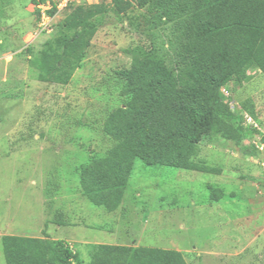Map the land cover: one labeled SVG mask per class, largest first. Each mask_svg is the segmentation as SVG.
<instances>
[{"label":"rangeland","instance_id":"obj_1","mask_svg":"<svg viewBox=\"0 0 264 264\" xmlns=\"http://www.w3.org/2000/svg\"><path fill=\"white\" fill-rule=\"evenodd\" d=\"M125 1L128 10L106 16L80 68L60 86L38 80V57L74 7L38 40L31 0H0V264L1 237L12 232L67 240L83 264L98 244L175 250L187 264H264V158L256 135L239 147L214 135L201 139L199 159L221 168V175L136 160L114 211L83 196V168L113 145L102 133L103 121L125 104L116 72L155 52L178 85L189 84L187 69L168 55L170 24L157 19L160 10L152 5L159 0ZM99 2L109 0L87 3ZM249 74L243 85L225 86L220 103L241 125L242 116H250L251 127L264 135V77ZM246 101L252 114L242 109ZM251 147L258 153L245 154ZM215 189L223 197L209 203ZM56 219L64 226L48 228Z\"/></svg>","mask_w":264,"mask_h":264},{"label":"trees","instance_id":"obj_2","mask_svg":"<svg viewBox=\"0 0 264 264\" xmlns=\"http://www.w3.org/2000/svg\"><path fill=\"white\" fill-rule=\"evenodd\" d=\"M152 5L160 10L157 19L170 24L168 55L187 69L189 84L178 85L165 57L155 52L116 72L123 82L120 96L125 104L112 110L102 124V133L113 145L104 156L89 161L79 176L85 199L108 212L120 204L136 160L147 166L221 175V168L199 159L205 136H218L239 147L256 135L264 158V135L241 125L220 103L221 90L232 82L238 86L248 82L249 71L264 77V0H159ZM128 8L125 0H109L75 6L66 13L39 53L38 80L67 85L106 16L123 15ZM147 13L152 15V10ZM252 108L248 101L242 106L249 114ZM250 151L245 154L258 153L254 147ZM222 197L221 190H211L209 203ZM54 223L64 226L60 219ZM1 250L5 264H83L62 240L5 235ZM89 264L187 263L175 250L98 244Z\"/></svg>","mask_w":264,"mask_h":264},{"label":"built area","instance_id":"obj_3","mask_svg":"<svg viewBox=\"0 0 264 264\" xmlns=\"http://www.w3.org/2000/svg\"><path fill=\"white\" fill-rule=\"evenodd\" d=\"M87 2L89 3V0H31V7L38 21L33 38L41 40V38L50 34L52 28L56 25L55 20L58 19L63 11ZM51 11H53V14L50 15ZM242 119L244 126L251 127L250 116L244 114Z\"/></svg>","mask_w":264,"mask_h":264},{"label":"crops","instance_id":"obj_4","mask_svg":"<svg viewBox=\"0 0 264 264\" xmlns=\"http://www.w3.org/2000/svg\"><path fill=\"white\" fill-rule=\"evenodd\" d=\"M40 201H41V200H40ZM41 205L43 206V200L41 201ZM62 223H63V222H62ZM51 226H56L57 229H59V227H60L59 225H56V224L54 223V221H53V223H49V224H48V228L51 227ZM4 236H5V235H4ZM9 236H16V235H14L13 232H12V234L9 235ZM30 238H34V237H30ZM56 240H58V239H55V241H56ZM66 241H67V240H65V242H66ZM123 246H124V245H123Z\"/></svg>","mask_w":264,"mask_h":264}]
</instances>
